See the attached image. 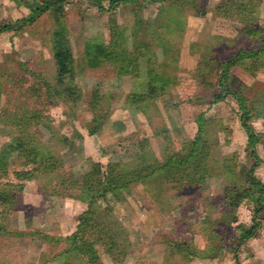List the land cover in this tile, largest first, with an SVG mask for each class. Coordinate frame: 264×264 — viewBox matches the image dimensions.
Returning <instances> with one entry per match:
<instances>
[{
    "label": "rangeland",
    "instance_id": "1",
    "mask_svg": "<svg viewBox=\"0 0 264 264\" xmlns=\"http://www.w3.org/2000/svg\"><path fill=\"white\" fill-rule=\"evenodd\" d=\"M100 1L110 7L108 0ZM64 6L74 63L73 75L63 87L79 89L80 98L74 104L66 105L48 93V85L60 88L50 34L55 22L50 15L24 30L0 34V156H5L8 169L0 183H18L13 172L34 168L24 167L26 158L11 149L17 145L15 138L22 137L19 125L27 128L34 144L45 154L48 151L54 158L51 165L59 168L26 181L15 209L0 207V227L10 234L0 238V264H86L70 254L58 255L68 247L63 240L76 231L79 215L88 209L80 190L85 175L93 172L96 164L104 168L109 162L137 164L133 159L140 154L139 139L122 140L133 134L148 137V148L162 159L166 143L155 127L159 130L167 125L174 144L182 146L197 136L196 121L202 113L211 143L210 171L202 185L173 191L160 179L157 184L149 180L147 185L139 183L120 191L119 198L108 193L96 199L94 206L99 210L95 219L115 237V250L119 249L115 261L116 252L107 253L99 244V264H236V255L240 264H264V223L257 236L240 246L237 234L239 228L252 225L255 204L243 200L234 210L225 211L223 200L227 188H249L251 170L264 185V67L260 65L264 52L260 60L248 58L230 70L247 88L227 82L231 92L238 90L249 99L250 124L259 136L254 148L242 128L237 98L223 95L219 86L221 65L242 51L261 49L263 40L248 39L242 29L264 28V0H199L204 17L195 16L190 6L182 11L171 8L174 21L177 16L186 21L180 29L165 16L168 8L161 11L159 3L152 0H134L105 11L92 0H66ZM29 13L23 3L0 0V29ZM243 16L255 17L254 23L244 21ZM110 26L120 39L123 54L130 55L136 41L152 40L158 63H163V70L175 82L165 99L155 102L157 112L167 110L171 115L167 124L157 116L154 124L149 121L154 108L127 105L132 92L147 91L146 77L120 76L110 63L89 65L93 53L86 44L94 39L109 44ZM212 59L202 77L198 71L201 63ZM145 64L142 59V75ZM245 66L254 75L246 72ZM31 87L38 92L33 94ZM216 95L226 99L215 103ZM192 97L194 106L187 103ZM101 111L109 117L93 123ZM70 125L82 139L74 136ZM92 129H98L96 134ZM27 137L25 134L24 139Z\"/></svg>",
    "mask_w": 264,
    "mask_h": 264
},
{
    "label": "trees",
    "instance_id": "2",
    "mask_svg": "<svg viewBox=\"0 0 264 264\" xmlns=\"http://www.w3.org/2000/svg\"><path fill=\"white\" fill-rule=\"evenodd\" d=\"M16 3H23L29 11V15L23 19L18 20L15 23H11L8 25H4L0 29V34L14 30H24L27 27L33 26L36 24L43 16L50 15L54 20V28L51 31V41L53 46V61L56 69V79L57 85L60 87L53 85H48L49 91L48 93L52 97H58L61 101L66 102V105L70 103H76L80 98V91L75 86L63 87L66 83L67 79H71L73 75V53L71 48V43L69 40V29L64 20L65 14V1L66 0H48L44 2L33 1L32 3H25L19 0H14ZM97 2L99 9L101 11L108 10L109 8L116 9L122 3L132 2L134 0H108L110 2V7L107 9L105 5L100 0H92ZM153 2H158L161 11H165L168 8L169 11L166 10L165 16L168 18H172V25H175V29H180L186 22L185 20L180 19L177 16L174 21V17L170 14L172 13L171 8L179 9V11L184 10L187 6L193 11H196L194 14L197 17H204V13L199 9L198 2L199 0H175V3H170L171 0H152ZM182 1V2H180ZM183 1H186L184 4ZM238 1V0H231ZM100 2L102 4H100ZM25 3V4H24ZM173 6H177L176 8ZM221 9V7H218ZM175 11V10H174ZM176 14V13H175ZM175 14H173L175 16ZM178 15V14H177ZM244 21L253 22L255 21V17L252 19H248L247 17L242 18ZM139 20L142 21L141 18ZM138 20V24L140 21ZM164 29H171L170 26L162 25ZM245 26H250L245 25ZM174 28V27H173ZM110 32V42L109 44H105L99 41H89L86 44V47L92 49V56L89 58L88 62L90 66H101L104 63L114 64L116 66L117 74L120 76L133 75L134 78L139 79L141 77H146L147 84L146 92H132L128 99V106H136V105H146L149 108H154L155 113L149 121L154 124V119L160 117L159 119L163 120L165 124H167L166 119L171 118V115L166 111L157 112L156 101L159 99L164 100L165 96L168 94V90L175 84L172 81V78L168 76L163 70V63L159 64L154 52L152 51V40L150 42L146 40L136 41L134 51L128 55L123 54L122 44L120 39L114 32L113 27H109ZM244 35L250 39L254 37L262 41V46L260 50L256 51H242L237 54L235 57H232L227 63L221 65V69H223V73L219 79V86L222 88V94L233 95L237 98L241 109L240 121L242 124V128L248 134V140L250 142L251 148H254L253 145L258 141V135H256L254 131V127L250 124L252 114L249 107V99L241 94L238 90L237 92H231L230 88L227 86V82L230 86H232V82H237L243 86V88H247V85L243 82L240 77L235 76L234 74H230V70L235 65L242 64L244 60L252 59L258 61L261 59V54L264 52V28H250L244 27L242 29ZM154 40V39H153ZM154 47V46H153ZM144 60L146 62V66H142L144 70V75L141 74V65L140 61ZM203 62V61H202ZM207 63H201V68H199V74H202V77H205L204 71L207 69V65L213 63L212 61ZM240 63V64H239ZM204 65V67H202ZM260 65L264 67V59L260 61ZM244 66V65H243ZM242 66V67H243ZM246 72L253 74L254 71L250 70L249 67L245 66L243 68ZM38 78L40 77L37 75ZM201 77V79H202ZM42 80V78L40 77ZM201 84H203L201 82ZM62 86V87H61ZM200 85L197 87L199 88ZM196 88V89H197ZM32 93L35 94L38 91H35L33 87H31ZM223 91L225 93H223ZM48 94L49 97H51ZM223 95L214 96V102L219 103L220 101H224ZM228 97V96H227ZM187 103H192L194 106L195 100H188ZM100 112V116L94 119L95 124L98 121H105L109 114L107 112ZM182 115V113H181ZM170 125L176 127V123L173 120H170ZM198 125L197 136L190 140L185 141L182 146H176L173 142V138L171 136L170 129L167 125H163V127H155V132L159 133L164 137L166 147L163 150V157L160 159L151 149L148 148V137H141L138 134H133L131 136L121 138L123 141L133 140L135 138L139 139V151L140 154L136 156L135 161L137 164H130L124 161L120 162H109L105 168L102 164H96L93 172H90L85 175L83 179V183L81 186V193L84 196L81 197V200L88 204V209L82 212L78 219L79 223L77 225L76 231L70 235L68 238L63 241L67 244L68 247L60 254L68 255L70 254L73 258H78V260L84 261L86 264H99L101 261L99 251L97 247L101 244L104 248V251L107 253L116 252L115 261L119 257V249L115 250L118 247V241L114 236L105 232V226H101L98 223L99 220L95 219V215L99 210L98 206H94L96 204V199L105 198L108 193L118 196L119 192L129 188L130 186L137 185L139 183H144L147 185L149 180H152L153 183L157 184V179H160V182L169 184L173 191L182 188H190L193 186H201L203 181L206 179L208 172L210 171V149L211 143L206 137L205 131V119L204 115L200 114L196 121ZM70 124V123H69ZM68 124V125H69ZM67 125V124H66ZM71 126V130H73V126ZM22 129V137H16V144L13 148V151H18L20 158H26V161L23 162L24 167L34 166V168L30 171L22 170L15 171L13 175L18 183H0V207L8 208L13 210L17 206L18 197L24 190V182L31 181L35 176L42 175V173L49 174L50 172L56 171L59 168H56L51 165V160H54L53 156L50 155L48 151L46 154L44 150H41L38 145H35V141L28 134L27 128L23 126H18ZM98 130V129H97ZM96 129H92L91 133L96 134ZM25 134L29 136V138H25ZM74 136L76 138L82 139V135L73 130ZM120 139V140H121ZM66 144H70L68 141ZM202 148V151L200 152ZM151 151V152H150ZM5 156H0V181L4 177L8 175V169H6L7 164L5 163ZM197 164H196V163ZM257 167V166H256ZM253 170L249 172L247 175V183L249 188L242 190L239 188H233L236 186H232L231 188H227L223 197L225 211L232 209L234 210L240 204H242L243 200H251L250 202L255 204V212L252 218V225L245 226L239 228L237 234L239 239V246L243 241L250 239L253 236H257L258 232L263 228L264 223V185L260 182V180L254 176ZM25 180V181H24ZM23 182V183H22ZM149 185V184H148ZM185 192H188V189H185ZM97 221V222H95ZM235 221V219H234ZM105 233L106 237L102 236ZM10 234L0 227V238L9 236ZM45 238V237H44ZM50 241H53V238H49ZM57 256V255H56ZM236 264H240L239 259L236 255Z\"/></svg>",
    "mask_w": 264,
    "mask_h": 264
},
{
    "label": "crops",
    "instance_id": "3",
    "mask_svg": "<svg viewBox=\"0 0 264 264\" xmlns=\"http://www.w3.org/2000/svg\"><path fill=\"white\" fill-rule=\"evenodd\" d=\"M39 177H41V176H39ZM42 177H43V175H42ZM17 182H18V181H17ZM22 183H23V182H22ZM16 184H17V183H16ZM24 185H25V182H24ZM28 189H29V188H28ZM27 191H28V190H26L25 193H27ZM23 192H24V190H23ZM23 192H22V193H23ZM22 193L19 195V197H18L19 200H18V201H20V196H22ZM16 207H18V202H17V206H16ZM3 209H4V208H3ZM0 212H2V210H1ZM27 220H28V219H27ZM9 237H10V235H9Z\"/></svg>",
    "mask_w": 264,
    "mask_h": 264
}]
</instances>
